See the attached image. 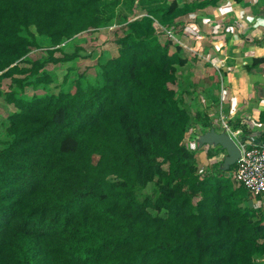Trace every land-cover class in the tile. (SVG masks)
<instances>
[{"label":"trees","instance_id":"trees-1","mask_svg":"<svg viewBox=\"0 0 264 264\" xmlns=\"http://www.w3.org/2000/svg\"><path fill=\"white\" fill-rule=\"evenodd\" d=\"M190 10L177 0H0V85L21 91L78 56H55L65 40L125 23L93 81L29 98L5 92L17 110L0 149V264H264V215L247 204L236 163L225 169L226 151L206 145L217 170L200 171L186 143L192 116L176 66L188 57L153 22ZM37 35L51 43L48 58L29 56ZM205 117L194 123L210 126Z\"/></svg>","mask_w":264,"mask_h":264},{"label":"crops","instance_id":"crops-1","mask_svg":"<svg viewBox=\"0 0 264 264\" xmlns=\"http://www.w3.org/2000/svg\"><path fill=\"white\" fill-rule=\"evenodd\" d=\"M184 5L191 10L176 16L174 21L179 24L189 15H194V20L188 22L187 31H179L194 38L196 47L224 66L219 69L220 78L210 63H196L199 64L196 72L208 76L209 86L206 93L194 96L204 106L196 109L194 115L206 116L203 120L210 126L195 123H200L203 129L216 130L215 120L220 114L222 124L232 131L242 128L239 123L247 126L248 130L242 128L238 135L247 146L264 145V122L260 121L264 112V0H183L179 6ZM168 25L173 27L171 23ZM199 34L203 36L201 42ZM247 204L259 208L264 215V196L251 195Z\"/></svg>","mask_w":264,"mask_h":264},{"label":"rangeland","instance_id":"rangeland-1","mask_svg":"<svg viewBox=\"0 0 264 264\" xmlns=\"http://www.w3.org/2000/svg\"><path fill=\"white\" fill-rule=\"evenodd\" d=\"M178 4H182L183 0H177ZM145 14L141 9L137 10L136 18H142ZM194 20V15H189L188 17H183L182 22L178 23L177 21H173L172 28L171 25L168 24H161V22L154 20L153 26L156 29L161 38H166L163 41L167 42L170 39V50L175 52L177 47L182 48V52H184L188 57L187 65L185 66H176L177 67V74H178V83H177V93L178 95L183 98L186 107L190 111L192 116V123L188 130L186 143L192 149H197V156H199V168L200 171H216L217 166L211 164L208 160L207 151L208 148L205 147V144H202L200 141V137L205 134V131H209L203 129L200 123H194V114L196 109H204L203 104H198L197 97L194 96L197 93H206L209 84L208 76L205 77L203 74L197 71V67L199 64L196 63H203L205 62L210 63L216 70L217 74L221 78V71L219 69H223L222 64L219 60L212 61V59L205 53L200 47H196L194 45V38L192 39L188 34L179 31V29L186 30L189 29L186 26L190 23L189 21ZM189 22V23H188ZM125 23H120V21L114 19L111 22H106L101 27L96 29H90L88 31H83L72 39L65 40L59 47H62V51H57L55 56H62L64 53H73L78 51L79 54L74 60H70L67 62H62L58 64H51L47 67L50 75L53 78V81L49 84H42L38 87L34 86H27L24 91L18 90L16 85L12 83L10 79H5L2 84L0 85V149L4 146V142L8 139L6 134V120L7 116L16 111L17 108L12 105L8 104L5 100V92L15 90L17 91L18 95L29 98L34 94H44V93H58L61 89H67L72 87V83L74 82L75 78L79 76L85 75L87 80H94L96 74L99 70V65L103 63L110 57L117 55L118 46L116 45V31L119 29L121 25ZM187 28V29H186ZM189 31V30H188ZM122 35V31L118 33ZM203 37L199 34L198 41L201 42V38ZM38 42L40 43V48H34L30 52L31 58H48L47 50L51 47V43L49 39L45 36L37 35ZM200 59V60H197ZM190 63V64H189ZM195 73V74H194ZM66 78V79H65ZM85 80V79H84ZM219 83V82H218ZM220 85V83H219ZM205 100V99H203ZM215 117V116H214ZM217 124L214 126L216 131L220 132H227L231 134V131L226 129L224 126L222 117L220 119V114L216 117L215 122ZM230 129V128H229ZM204 132V133H203ZM202 150L205 152L203 153ZM219 146L212 147V151L219 155H223ZM234 165V164H233ZM232 167V166H231ZM234 170L231 171L233 173ZM155 185L153 183L149 184L148 187L143 189L140 192L141 198L144 196L151 194L154 191ZM251 196V195H250Z\"/></svg>","mask_w":264,"mask_h":264},{"label":"built area","instance_id":"built-area-1","mask_svg":"<svg viewBox=\"0 0 264 264\" xmlns=\"http://www.w3.org/2000/svg\"><path fill=\"white\" fill-rule=\"evenodd\" d=\"M225 127L231 131L229 135L241 151L233 171L235 181L244 185L252 196H264V145L247 146L238 137L242 132L241 128L232 131L227 125Z\"/></svg>","mask_w":264,"mask_h":264},{"label":"water","instance_id":"water-1","mask_svg":"<svg viewBox=\"0 0 264 264\" xmlns=\"http://www.w3.org/2000/svg\"><path fill=\"white\" fill-rule=\"evenodd\" d=\"M200 141L202 144L220 146L226 151L224 161L225 169H228L230 165L235 164L241 155L240 148L233 138L226 132H218L212 128L200 137Z\"/></svg>","mask_w":264,"mask_h":264}]
</instances>
